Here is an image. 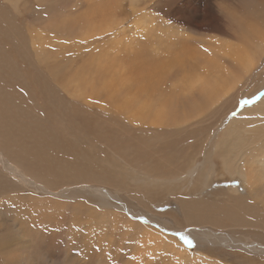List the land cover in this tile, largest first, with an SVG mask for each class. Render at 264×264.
Instances as JSON below:
<instances>
[{"label": "bare ground", "instance_id": "bare-ground-1", "mask_svg": "<svg viewBox=\"0 0 264 264\" xmlns=\"http://www.w3.org/2000/svg\"><path fill=\"white\" fill-rule=\"evenodd\" d=\"M34 1L39 11L35 10V25L42 27L35 30L33 37L34 56L38 65H35L33 55H27L23 35L15 26L16 18L7 13V8L14 5V0H4L0 4V172L7 177L6 180L0 178V198L23 205L35 197V200L28 202L29 214L25 216L27 223L33 226L43 223L44 228L51 229L55 221L50 220L46 203L55 204L56 195L71 196L81 193L82 189H91V194H100L94 203L102 209L94 223L95 227L111 233L120 232L125 239H134L137 245L132 252L136 256L133 260L143 259L152 264H195L201 258L204 264H220L213 262V254L204 248V241L193 247V255L183 245L159 231L118 216L115 212L117 209L105 197L108 191L101 193L95 186L85 183H65L63 189L57 191L44 184L46 179L35 168L32 155H24L20 148L18 134L24 126L20 117L35 121L46 119L51 114L63 116L69 129L79 132L76 124L89 118L86 110L99 108L107 116L102 122L118 135L124 130L139 132L146 135V141L150 143L158 136L173 133L175 139L172 146L175 149L181 148L182 139L190 152L205 155V159L198 160L196 156L188 157L179 174L165 177L170 181H180L184 177L186 188L193 189L184 196L187 201L182 204L184 217L193 221L188 226L211 232L204 222L207 215L214 212L216 202L220 201L229 203L228 208L233 213L236 212L235 206L240 205L239 219L233 214H227L228 218L232 222L237 221L236 225H244L245 229L253 228L258 230V235L264 236V189L259 187L264 179V94L237 109L222 130L217 131V128L225 119V113L216 121L214 130L204 127V131L197 132L200 128L197 120H203L229 98L257 96V89L264 87V0L257 3L227 0L232 2L230 10L225 6L212 7V20H204L205 16L199 15V28L208 27L218 34L203 41H199L192 33L191 26L194 25L191 24L194 22H179L175 13L172 18L180 26L170 25L168 22L171 20L165 16V27L169 30L160 43L163 47L165 43L173 45L175 47H169L170 52L172 48L185 55L176 59L168 55L165 61L160 60L158 65L161 72L155 71L157 59L154 55L145 57L143 61L149 66V73L146 74L130 72V64H126L127 61L118 55H95L80 71H67L56 59L50 61L51 68H46L47 58H50V43L45 36L56 40L59 50L69 47L80 54L88 42L99 40L106 30L100 29L96 19L92 20L89 27L87 14L82 7H70L72 0ZM129 1L132 7H137L136 2L139 0ZM97 5L100 6L99 3ZM72 12L79 14L80 18L73 19ZM151 15L145 13L135 16V25L132 26L134 32L145 33L155 24L156 21H151ZM202 22H205L203 26ZM3 39L10 40L14 45L9 54L5 53L7 50L1 45ZM76 56L83 58L85 55ZM20 66L28 69L23 71ZM164 67L170 71L176 68V71L165 72ZM249 84L254 86L250 88ZM33 95L35 100L47 97L53 99L52 106L45 109L48 113L43 119L38 114L41 113L40 107L30 106ZM168 101L176 103L175 110L165 107L164 103ZM192 133L198 134L199 138L192 139ZM52 139L57 140V136L48 134L46 141L51 144ZM67 146L68 153H72L73 147ZM112 150L118 151L119 148L114 146ZM126 151L141 153L138 146L130 143ZM46 156L63 174L60 167L62 159L51 157L50 154ZM36 164L41 166L39 162ZM137 171L140 172V180H145L148 173L154 172L143 167ZM219 172L228 179L238 177L242 180L248 194L239 195L233 187L217 192L218 199L210 200L203 196L202 201H199L201 192L212 186ZM137 183L142 187L143 196L155 193L157 187L162 188L156 181ZM110 207L111 211L108 210ZM73 222L81 224L83 220ZM102 237L105 239V236ZM255 237L240 234L235 239L244 245L250 243L264 249L255 244ZM57 252L60 251L55 250L54 245L47 246L43 242L36 244L35 264H51ZM0 257L2 264H28L26 258L18 256L15 250L2 246Z\"/></svg>", "mask_w": 264, "mask_h": 264}, {"label": "rangeland", "instance_id": "rangeland-1", "mask_svg": "<svg viewBox=\"0 0 264 264\" xmlns=\"http://www.w3.org/2000/svg\"><path fill=\"white\" fill-rule=\"evenodd\" d=\"M149 1L139 0L136 2L137 7H132L129 0H95L93 2L72 0L70 7L81 6L87 14L86 20L89 27L92 25V20L96 19L100 29L106 30L105 35L97 41L88 42L80 54L69 47L59 50L57 41L45 36V39L50 43L48 54L50 58H47L48 66L46 68H51L50 61L56 59L65 70L80 71L93 60L95 55H118L123 57L122 60L127 61L126 64H130L131 68L129 69L132 70L130 72L146 74L149 73V66L144 63L143 58L154 55L157 59L155 71L161 72L158 65L160 60L165 61L169 57L168 55L175 56V58L172 57L173 59L185 55L172 48L170 52L169 47H175L173 45L165 43L163 47V44L160 43L163 41L166 31L169 30L165 27V22H167L165 16L171 20L168 22L170 25L180 26L172 18L175 13L178 15L177 21L179 22L185 24L194 22L195 24H191L194 25L191 26L192 33L199 38V41H203L218 34L208 27L199 28L200 23L197 22L200 19L199 15L205 16L204 20H212L211 13L214 9L212 7L221 6L224 8L225 6V8L228 7L227 10H230L232 4L227 0ZM241 1L245 2L246 0ZM247 1L257 3L260 0ZM3 3L4 0H0V4ZM98 3L100 6L97 5ZM147 3L149 4L147 5ZM11 6V8H7V13L16 18L15 26L23 35V46L27 50V55H33L35 65H38L34 56L35 41L33 37L35 30L42 27L35 25V10L39 12L35 7V1L14 0V5L11 4ZM178 10L182 12H177ZM145 13H151V21H156V23L150 26L145 33L134 32L132 26L135 25V16L139 17ZM72 17L79 19L80 15L72 12ZM204 24L205 22H202L201 26ZM1 45L4 50H7L6 54H9L14 46L8 39H3ZM76 55L85 56L78 58ZM20 69L25 71L28 68L20 66ZM163 69L165 72L176 71V68L173 71L166 67ZM163 69L162 72H164ZM248 86L251 88L254 84ZM255 94L257 96L252 95V98L248 97L247 99L240 96L235 99L229 98L216 111L205 116L203 120H197L200 127L197 132H202L205 129L214 130L216 121L225 113V119L217 128V131L222 130L237 109L257 100L264 94V87L260 86ZM51 101L53 102L51 97L35 100V95H33L30 106L33 108L39 106L41 113L38 114L43 119V116L48 113L45 109L52 106ZM164 105L169 110L176 109L174 101H168ZM232 108L233 110H231ZM86 116L89 118L76 124L79 132L71 131L63 116L51 114L46 119L35 121L24 116L20 117L24 123L18 134V139L21 140L20 148L24 155H32L35 168H38L46 179L44 184H48L50 188L57 191L63 189L65 183L93 185L101 190V193L108 191L105 197L117 209L115 212L118 216L126 217L159 231L183 245L193 255H195L193 247L195 248L201 241H204L206 243L204 248L213 254V262L264 264V249L256 248L250 243L244 245L242 241L235 239L240 234L256 236L255 244L264 247V236L258 235V230L245 229L244 225H236L237 221L232 222L228 218L227 214H233L237 220L239 219L240 205L235 206L236 212L233 213L228 208L229 203L217 201L214 212L208 214L204 222V226L211 232L188 226L193 221L184 217L182 204L187 201L184 196L191 193L193 189L186 188L184 177L180 181L166 180L165 177L169 174L173 176L179 174L190 156H196L197 160L205 159L203 153L190 152L182 139L181 148L175 149L172 146L173 139H175L173 133L158 136L150 143L146 141L147 136L139 132L124 130L121 135H118L108 124L102 122V119L107 116L99 108L86 110ZM249 129L254 133L250 125ZM48 134L57 136V140L52 139V143L49 144L46 141ZM191 138L197 139L199 135L192 133ZM128 143L138 146L141 153L126 151ZM67 145L73 147L70 154ZM114 146H117L119 150H112ZM46 154L62 159L60 167L63 169V174L58 171L56 165L47 159ZM37 162L40 163V167L37 166ZM139 167L146 170L151 169L154 172L148 173L145 180H140L138 179L140 172L137 171ZM0 178L7 179L1 172ZM142 181H156L162 188L157 187L155 193L143 196L142 187L137 183ZM233 187L239 195L248 194L247 186L242 180L238 177L228 179L222 172H219L212 186L201 192L199 201H202L203 196L210 200L218 199L217 192ZM259 187L264 189V179ZM99 195L91 194V189H82L81 193L71 196L56 195L55 204L46 203L49 209V218L55 221V226L51 229L44 228L43 223H36L34 226L27 223L25 216L29 214L28 202L35 200V197L27 200L23 205H17L0 198V246L15 250L18 256L26 258L28 264H35L34 247L41 242L47 246L54 245V249L60 251L52 258L51 264H152L143 259L133 260L136 256L132 255V252L137 245L134 239H125L120 232L111 233L95 227L94 223L98 220L102 210L94 203ZM196 205L198 206L199 203ZM110 209L111 207L108 210L111 211ZM95 217H97L96 220H94ZM79 219L83 220L81 224L73 222ZM105 233L109 235L106 236ZM102 236H105V239ZM103 257H105L104 262L102 261ZM0 264H2L1 257ZM195 264H204V261L200 258Z\"/></svg>", "mask_w": 264, "mask_h": 264}, {"label": "snow or ice", "instance_id": "snow-or-ice-1", "mask_svg": "<svg viewBox=\"0 0 264 264\" xmlns=\"http://www.w3.org/2000/svg\"><path fill=\"white\" fill-rule=\"evenodd\" d=\"M189 243H191V241H188Z\"/></svg>", "mask_w": 264, "mask_h": 264}]
</instances>
